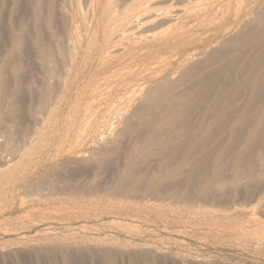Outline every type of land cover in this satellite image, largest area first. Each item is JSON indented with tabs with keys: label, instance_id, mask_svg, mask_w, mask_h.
I'll list each match as a JSON object with an SVG mask.
<instances>
[{
	"label": "rangeland",
	"instance_id": "374dc122",
	"mask_svg": "<svg viewBox=\"0 0 264 264\" xmlns=\"http://www.w3.org/2000/svg\"><path fill=\"white\" fill-rule=\"evenodd\" d=\"M9 1H6V4L10 8L6 7V5H5L6 10L4 9V11L6 12L9 8L10 10H8V11H9V13L11 11L12 16L15 13L16 16L25 17V19H26L25 31H26L28 36L31 32V26H29L30 21H28V20H30V19H28L29 12H28V14H26L28 17L25 16V13H27V11L30 10V9H28L29 6H31L29 8H32L33 6L39 5L43 2L41 5H39L43 9L42 10L43 14H41L42 17H40V18H42L41 20H44V21H41V24H40V29L43 30L42 32L40 30V33H41L40 39L42 41L41 43H43V41H45V44H47L48 41L51 43L50 40L54 41L56 39L59 42V44H57L58 42L56 43V41H55V43L57 44L56 45L52 41L51 45L53 46V48H52V46H51V48H52V51L54 53L53 59L58 61V62H56L57 63L56 64L57 70L55 69V71H58V72H56V75L59 78L56 77V79H58V82H59L58 84L62 85V75H61L62 74V70H61L62 68H60L59 66L63 67L64 63H62L63 65H58V64H60L59 61L64 62V60H65L64 51H67V49H69V47L71 46V44H70L71 42H68V40L70 39L68 37V35L70 36L71 32H68V31L69 30L73 31V29L75 27L76 28L79 27L78 24L83 25V23H85V19H83L84 22L82 19H80L81 16L87 17V14H88V12H86L87 9L82 8L85 6V5H83L85 3V1L83 3H81L82 0L81 1L80 0H74L70 3L71 0H68V2H66L67 0H65V1L64 0H46V2H44L43 0H31V1L25 0L24 3H26V4H24V3L21 4L20 0H18V2H15L17 0H15V1L9 0ZM12 1H13V3H12ZM32 1H34V2H32ZM49 1L51 2L52 7L55 6L54 12L56 15L53 12H50L51 6L49 4L50 3ZM120 1L121 2L116 0V6L119 3H121L119 5H122L123 0H120ZM146 1L148 2V0H138V1L136 0V3H134V6L142 5ZM75 2L78 3L79 6H81V5L82 6L80 8L77 4L75 6ZM176 2H181V4H184V5H186L185 2L192 3L191 1H188V0H182V1L174 0V3H176ZM227 2H229V3L226 4ZM10 3H11V5H10ZM14 3L17 7L18 6L20 7V8H17L18 10L17 9L14 10L15 8L13 9V7H16V6H12ZM17 3H20V4H17ZM44 3L47 4L46 7L48 8V10H46L47 8L44 7L45 6ZM245 3H246V0L245 1L244 0H213V4L216 6V11L213 9L209 13V16H208L209 20H207L206 22H199L197 25L203 31V32H198L196 35V42L199 43V47H196V46L188 47V49H190L192 51L198 50L197 52H199V54H197L196 57L192 55L194 58L192 59L191 64H189L188 67L185 66L186 68L184 70L182 69V73L180 76L174 75V77L172 76L173 78L169 77L168 80L161 82L162 80L157 78V76L159 77L160 74L163 72V69H164L163 67H165L166 63H168L169 57L168 58L162 57V56L158 57L157 62L159 64L156 63L157 65L156 64H155L156 66L153 65L150 69V77L157 78V79L153 80V82L149 85L150 87L148 86L146 88V90H144L143 92L136 93L137 95L135 94L136 97L134 98V103L132 105L134 107L133 108H132V106L130 107V109H132V110H134L135 107L136 108L138 107L137 110L138 111L140 110L141 113L135 109L134 112L136 114H138V116L135 113H134L135 115L132 113L130 115V114L125 112L124 114H126L127 116L129 115V117L132 116V118L131 119H129V117L125 118V117H123L124 116V114H123V115H121V117H123V119H121V117L119 116L120 118L114 119V120H117L116 123L114 120L112 121V122H114L113 123L114 125L117 126L119 124L120 126L118 125L117 127H119V128H116L113 125L112 127H114L115 130L117 129V132L114 130V128H110L112 131L110 130V132H108L109 134H107L110 136V133L112 134V132H113V135H111L112 137L110 136L111 143L109 144V146L112 145L111 146L112 148L108 147V145H107L105 148L106 153L104 152V154H101L103 156L106 154L107 156L105 155L104 157H102L100 155L101 156L100 157L99 155L96 154L97 160L102 159V158H103V160L97 161L96 156H95V159L93 158L94 157L93 156L92 158H89V159H90V161L94 160V162L93 161H91V162L86 161V160H88V158H82V160H84V162H82L80 160L81 158L80 159L74 158L78 154L81 155V153H82L80 151V149L78 148V149H75L68 154L67 153L61 154L56 158H52L53 161H52V159H50V161L46 165V168L49 167V171L50 170H51V172L53 171L56 174V176L60 175L59 177L65 176L64 178L60 179L57 176L59 181H53V179L56 177H54L55 175H53L54 174L53 172L51 174L48 171V172L44 173V175L42 176L45 178V180L43 179L44 180L43 181L42 179H39V177L41 178V174H43V171L45 172L48 170L46 168H43L41 170V174L38 175L39 177L38 176L33 177L34 180H32L33 182L31 183V186H32L31 188L36 187V185H37L36 189L38 190V189L42 188V191H44V193H45V190L50 185V182H52L51 185H56V184L58 185V183L60 181L63 182V183L60 182V184H64V181L66 184V181L69 180L71 184L77 183L79 185H82V186L84 185L87 188H90V194H87L84 198H82V200H78V199L76 200V199H71V198L70 199H64L65 197H57L59 199L63 198L64 200L61 203L53 201V203L52 202H39V204H38L36 200L34 202L32 199L33 196L31 194H33L32 192L34 190H32V191L28 190L27 193L26 192L22 193L21 197L16 196L17 199H16V197L13 198L12 202H10L11 201L10 200L9 201L10 204L8 205L9 206L8 210H7V206L3 204V203L8 204V201L0 203V264H264V132L262 130H260V131H262V132H260L261 135L258 133L259 136L257 134V136H255V138H254V139H256L257 137H259V139L258 140L256 139V141L253 139L254 142L252 141L253 144H251V146L250 145L248 146L247 144H249V143H247V142L245 143V146H248L247 148L243 147L240 144L239 146L242 147V148H240L242 150L239 151V147H237V145H238L237 141L238 142L240 141L241 138L239 139V136L240 135L242 136V134H240V135L236 134L238 136V138H237V136H235L236 138L234 136H232V137L227 136V135H229V134H227L228 133V130H227L228 125L226 123V122H228L227 116H230L229 118L234 119L236 117L235 115L237 113L234 112L233 113L234 115H233L230 112L234 111L235 109L232 111H229L230 114H227V115H225L226 117L224 116L222 118L224 120H225V118L227 119L226 121H223V125H220V126H218L219 124L216 125L215 120H218V119H217L215 112H213L214 109L212 108V105H211V103L214 105V103H213L214 98H213V93H212L214 91L209 90L210 91V93H209V91L207 89V88L214 89L213 85H215V86L218 85V82L221 85V83L224 81H225L224 83L226 84V82L229 83L230 80L234 81L237 79L238 80L241 79L240 76H238L236 74V72H237L236 69H239L246 62V59H243V56H245V52H246V48H244L243 46H246V45H244L245 43L242 41L243 36H244V32H243L244 31V29H243L244 25H243V23H241L239 25V22H240L239 20L242 17L241 13L245 7ZM66 4L69 5L68 6L69 11H71V10L75 11L76 16H77L78 12L82 13V11H84V13L86 15L84 13H82V14H80V17L75 18V17H73V16H75L74 13H73L74 14L73 15L72 12L68 11L69 14H67L68 12L66 11L67 10ZM72 4H74V5H72ZM130 4H133V1ZM147 4H149L148 6L151 7L154 5V2H151V3L148 2ZM22 5L28 6V7H26L28 10L23 6L24 7L23 10L24 11L26 10L25 12H23L22 7H21ZM71 5H72V8H74V6H75V9H76L78 6L79 9L73 10V9H71ZM189 6L192 7V4ZM44 8H46V9H44ZM64 9H66V10H64ZM19 10L21 11L22 14L20 13ZM46 11H47L48 15H46ZM17 12H19L20 14ZM51 13H53L55 16L53 14H52L53 17L51 15H49ZM6 14H7V12L5 13V15ZM44 14H45V16H43ZM43 17H45V19H43ZM50 18L52 20H54V19L55 20L51 22ZM75 19H79V21H77L78 22L77 24H76V22H73V23L71 22V21H74ZM45 21H46V26H45V24L43 25V23H42ZM49 22H51V24H49ZM69 22H71L72 24L71 23L69 24ZM151 23L157 24L158 29H160V30L168 29L170 26H172L174 28V33H175L174 36L176 38H179V39H181V37L185 36L186 34H192L193 33L192 32L193 26H190V25H184L181 28H176L177 18L173 17V16H168L166 21H158L157 20V21H152ZM42 26L43 27L45 26L44 27L45 29L42 28ZM54 26H55V28H54ZM0 27L3 29V30L1 29L2 31L7 30L6 29L7 27L4 24L0 25ZM27 27H28V29H27ZM46 27H47V30L49 32H51L50 34H49V32H46V34H45L44 30H46ZM51 28H53L55 30H53ZM239 30H241V31H239ZM55 34H56V37L54 36ZM3 35L5 38L7 36V33L3 32ZM49 35H51V36H49ZM48 36L50 37V39ZM45 37L46 38L48 37L49 40L48 39L42 40V38H45ZM51 37L53 39H51ZM65 37L68 39L65 40L66 39ZM237 37H239V38H237ZM7 39H8V37H6L4 40L1 39V43H3L2 40L6 41ZM234 40H235L236 44L233 43ZM7 41H9V40H7ZM236 41L237 42L239 41L238 45H237ZM230 43H232V44H230ZM130 44H128V45L131 47L133 46V48H136L139 50H141V48H143L145 51L143 54H140L139 56L136 57L137 61L141 60L146 53L151 52L154 49H158L159 47L164 46V43L159 41V39L158 40L156 39L153 41L149 40V41H147V44H145L142 47H140V44L136 43L135 41L130 42ZM229 44L232 46L231 50H227V46ZM61 45H64L66 47H63ZM168 45L174 46V41H171ZM26 46L27 45H25V47ZM29 46L30 45L28 43V48H29ZM54 46H55V48H54ZM129 46H127V47H129ZM235 46H238V47H235ZM127 47H126L125 51L122 52V54L128 55L129 54L128 52H130L132 50L131 48H127ZM233 48H236V49H234L235 51L232 50ZM220 49H222V50L224 49V50L222 51ZM228 49H229V47H228ZM30 50H32V47ZM219 50H220V52H219ZM126 51H127V53H125ZM186 51H187V49H184V50H182V53H185ZM56 52H57L56 56L58 57V59L55 56ZM62 55H64V56H62ZM107 55H111V54L107 53ZM192 56H188L189 59ZM62 57H64V60H62L63 59ZM199 58H202L203 60L199 61ZM230 60H231V63L228 64ZM164 62H165V65H163ZM207 62H211V64L207 65L206 64ZM160 67L162 68V71H161V69H159ZM36 69L34 68L32 70V68L29 66L28 68L25 69V71H23L24 72L23 73L24 79L26 81H29V83H30V78L28 80V76H27V75H29V76H31V80H35L33 82H35L37 85L35 83H32V81H31V85L22 90L21 96L22 95L23 96L21 97V99L23 98L24 101L27 100V102L32 101L33 103H37L34 101L38 100L39 97H42L43 100L42 99H40V100L45 101V99H48L46 93L48 91L50 92L52 90L50 94L55 95V93H56V97H57V93H58V95H59L58 97L61 100L62 95H60L61 92L59 93V91H61V89H59V88H62V86H59L57 84L56 86H58V87L55 86V88H54L53 87L54 85H52L50 82H52L53 84L57 83V82L55 80H53V81L44 80L43 75L41 74L43 72V70L41 71V69L38 68V69H40V71H41L40 72V71H35ZM27 70H29L30 72H27ZM234 71H236V72L234 73ZM38 72L40 73V75L33 76L35 73L39 74ZM212 72L215 73L214 81L215 80H216V82L218 81L217 83L213 82V78L212 79L210 78V82H208L209 76H207V75L212 73ZM167 73L170 74L171 73L170 70ZM59 74H60V76H58ZM231 75H234V76L232 77ZM235 75H236V77H235ZM39 76H41V77H39ZM175 76L177 78L180 77L182 79H180V78L177 79ZM40 78H42L43 80ZM206 78H207V80H206ZM211 80L213 82L212 83L213 85L211 84ZM157 82H159V84L161 83L163 86L161 84L159 86V84ZM177 82H179V83L181 82V83L179 84ZM41 83L43 84L42 87H41ZM38 84H40V85L38 86ZM157 84L159 87L158 86L156 87ZM45 85H47L49 87L52 86V87L50 89V88H47V86H45ZM177 85H179V86H177ZM39 87H41V89H43V88L45 89L44 92L46 95L43 94L44 92L41 89H40V91L42 93L39 90H37V89H39ZM81 88H82V86H80V88L76 92L81 94V93H83V90H84V92L88 90V88L86 89V86L85 87L83 86L82 89ZM157 88H159V89L161 88L160 89L161 92H159V90H157ZM25 89H27V91ZM29 89H30V91H31V89H33V91H31V92H33L34 96H31L32 93L30 94ZM180 89H182V91ZM205 89H207L208 92ZM35 90L38 91L37 93H40V95L42 94L46 97L39 96L37 94L36 98L38 97V99H34L35 93H36ZM148 90L150 91V93L152 92L151 94H153L154 92H158L156 94V96L153 94L155 97L153 96L149 99V101H152L153 103H151V102L146 103L148 101L144 100V98H146L145 95L146 94H147V96L149 95ZM203 90H205V93L207 95L212 93L211 94L212 96L211 97H209L210 95L207 96ZM166 91H168V92L164 93ZM175 91L177 92V94L175 93ZM179 91H181V92H179ZM28 92L30 95H28ZM52 92H55V93H52ZM171 92L173 94L175 93V95H173ZM159 94L162 95V97H165L168 94H170V96L168 95L169 98H168V96L165 98L166 99L172 98L173 100L172 101L166 100V99L165 100L169 101V102L171 101L172 103H174L175 101L176 102L174 104H171V103L169 104L168 102H166L167 106H165V104H166L164 102L165 100ZM171 94H172V97H171ZM176 95L180 96V98L179 97H176L179 99L173 98ZM203 95H204V97H203ZM205 95L207 98L205 97ZM140 96L141 97L145 96V97L140 98ZM26 97H28V98H26ZM157 97H159V98H157ZM208 97H209V99H208ZM29 98H31V101ZM79 98H81V97H77L76 99H74V101H72L73 100L72 99V100H70V102H68L69 107H71L70 116L72 118H74V115L77 113V111L79 109H82L85 105L87 106L88 104L91 103V101L86 99L85 96L80 99L82 102L78 101ZM146 99H148V98H146ZM137 100L140 102H142V100H144L145 102L143 101L144 103L143 102L140 103V102H137ZM162 100H164V101H162ZM41 101L38 100V103H40ZM76 101L80 102V103H78V104H80L79 105L80 107L78 106L77 103L75 104ZM158 101H161L162 103H159ZM27 102H24V104H23V101L21 100L22 106L16 108V114H17V111L20 112L19 114H21L20 115L21 117L19 118V120L17 118L16 121H18V122L15 123L16 126H14V125L11 126L12 128L13 127H16V128L15 129L13 128L14 130L11 128L12 131L9 133V135L14 133V131L17 130V127L19 125L21 126V124L26 125V128H25V126L23 127V125H22V127L19 126V128H21V131H18V130L16 131V132H21V134L20 133L18 134L15 132L16 136L14 133L9 138L8 132L11 130V129H9L10 127L7 128V126H3V125L1 126V124H0V129L3 127L5 129V130H2L3 132L0 133V135L2 133H4L1 136L5 135V136H3V138H2L3 140H1L2 143L0 145V154H2V157L4 156L2 159V157L0 155V157H1L0 162L2 161L1 163H3V161H5L6 154L8 155L7 158H9V152L14 149L13 145L16 144L17 142H19V139H16V138H19L20 135H22L21 138H23L24 136H26V134H25L26 132L24 133L25 129H27V128L29 129V127H30V129L32 128L31 125H33L32 124L33 122H31V125H30V121L32 120L31 117L29 116L30 114H29V112L27 113L26 106H25V108L23 106V105H27L28 104ZM257 102L258 101H253V104H251L252 101L250 102L249 106L250 105H253V106H250L248 108V110L250 111V109H251L252 111H250V113L246 114V117L244 118L246 120H244V121H249V123L252 121L254 125L259 124V125L254 126L251 122V124L254 126L255 129L258 128V132H259V128L264 127V125L263 126L260 125V123H261L260 120L263 119V121L261 120L262 124H263L264 118L262 116V114H263L262 111L259 109V106L257 107V105H259V104H257ZM25 103H27V104H25ZM136 104L140 105V106L145 104L149 108L148 107L146 108V106H141V107L135 106ZM235 104H237V102ZM81 105H82V107H81ZM150 105L151 106H153V105L157 106V107H154V106L153 107L155 109H157L156 111L159 113H152L151 111L154 112V110H153L154 108H152ZM77 106L79 108H77ZM171 106L173 108H170ZM176 106H178V107H176ZM241 106H242V104H241ZM254 106H256V107H254ZM139 107H140V109H139ZM143 107H144V109H141ZM167 107H169V108H167ZM180 107H181V109H180ZM236 107L237 106H235V108ZM151 108H152V110H151ZM209 108L211 110L213 109L212 112H209L210 111ZM238 108H239V106H238ZM238 108H236V110ZM19 109L23 110L24 112L20 111ZM129 110L127 112L131 111V110L130 111ZM206 110H207V112H206ZM257 110L258 111L260 110V111L258 112ZM65 111H66V108H65ZM143 111H145V112L147 111L146 115H148V113H150L148 115L150 118L152 116H153L152 118H155L157 116L158 118H162V119L159 120L157 118L154 120L155 121V123H154L153 119L149 120L150 118L146 117V115H144L145 112L143 113ZM162 111L166 112V113H161ZM181 112H184V113H181ZM251 112H253L252 113L253 117L251 118V116H252L251 115V116H249L251 118V120H247L248 119L247 116L250 115ZM254 112H256V113L254 114ZM22 113H24V114H22ZM179 113L183 114V117L181 119L178 118L180 116ZM258 113H260V114H258ZM154 114H155V116H154ZM178 114H179V116H178ZM256 114H257V117H256ZM142 115L144 117L148 118L147 120H146V118L144 119V121L146 120L147 122L146 121L144 122L143 120L141 121L140 118L137 119L138 122L136 121V117H139ZM205 115H206V117H205ZM211 115H213V116L211 117ZM258 115H259V117H258ZM22 116L24 117L23 119H22ZM76 116L77 115H75V117ZM168 116L169 117L171 116V117L169 118ZM26 117H29V119H27ZM65 117H67L66 114H64V117L62 118V120H65ZM71 117L67 118V120L68 121L72 120ZM255 118H256V121H255ZM222 119H220V121ZM139 120L144 126L141 125ZM180 120H182L183 122ZM86 121H87V118H86ZM123 121H124V123H123ZM132 121H134V122H132ZM148 121L149 122L153 121L152 123L156 127L157 126H159V127L155 128L154 125L151 124L155 128V129H153L152 126L151 127L149 126L150 123H148ZM166 121L167 122L169 121V123H167ZM220 121L218 123H220ZM20 122H22V123L20 124ZM156 122H158L161 126ZM161 122L166 123L167 125L166 124L163 125V123L161 124ZM208 122L210 123L209 124L210 126L208 125ZM257 122H259V123H257ZM5 123L3 122V124H5ZM120 123L122 124V126ZM136 123H139L140 126L141 127L143 126L144 128L137 126L138 124H136ZM221 123H222V121H221ZM126 124L129 127H126ZM172 124H174V125H172ZM185 124L187 125V128H183L186 126ZM201 124H203V126L205 124V127H202ZM206 124H207V127L209 129H207V132L204 133L202 131H206L205 130L207 128ZM224 124L226 127L224 126ZM145 125H148L150 127L149 128L150 130H152V129L156 130L157 129L156 132L158 131V129L163 130V129L167 128V131L170 134H168V136H166L165 133H168L167 131L159 130L160 132L158 131L157 132L158 134L156 133L158 136L156 134H155L156 136H154V133H153L154 131L153 130H152V132L146 131L149 129H146L148 126H145ZM179 125L182 127H180ZM252 125L250 127H252ZM162 126H164V127H162ZM138 127H140V128H138ZM160 127H162V128H160ZM22 128H25V129L23 130ZM125 128L126 129L132 128V129H129V130L127 129L128 131H126ZM182 128H183V130L187 129V130H184V132H183L184 135L182 133L178 132V131H180V129L182 130ZM120 129L121 130L124 129L126 135H127V133H130V132H132V133L129 134V136L128 135L126 136V135H123L124 132H122ZM168 129L171 130V132ZM177 129H179V130H177ZM217 129H218V131H217ZM219 129H221L223 131V133H221V130H219ZM262 129L264 130V128H262ZM118 130H120V132ZM118 132L119 133L122 132L121 133L122 136H121V134H118ZM145 132L147 133L146 136H149V137L153 133L152 134L153 135V137H152L153 141L156 139H159V140H157L158 144L155 142L156 145H158V146L162 145V147H163V143H164V145L166 144L163 149H161L162 147L159 148V149H161V150H159V153H158V147L155 146V143L153 141H152V143H149L151 141H150V139H148V137H147V139H145L146 138L144 136ZM163 132H165V133H163ZM162 133L164 135H162ZM107 135L105 137L107 139H110V138H108L109 136H107ZM161 135H162V137H161ZM12 136H14V138L17 140L14 142V144H13V140H15V139L12 140L11 139ZM116 136H118V137H116ZM159 136L163 139H161ZM164 136H166V138ZM172 136L174 138H172ZM4 137L6 138V142H3L5 140ZM143 137H145L144 140H143ZM201 137H202V140H200ZM227 137L231 138V140H233L232 138H234L235 141H232L233 144H231V145L236 144V146L234 145V148L236 147L237 150L235 148V151H234V148L232 147L233 148L232 149L230 147L229 149L232 151L231 152L227 148L228 146L227 147L224 146L227 144V141H228ZM116 138H119V139H116ZM170 138H172V139L169 140ZM10 140H12V143L8 142ZM117 140H119L118 143H115ZM147 140H149V141H147ZM161 140H164V141H161ZM166 140L169 142L167 143ZM176 141H179V142H176ZM143 142L144 143L146 142V143L143 144ZM160 142L161 143L163 142V143L159 144ZM6 143L10 144V146L9 145L7 146ZM175 143L177 144V146ZM4 144H5V147H3ZM151 144H153V145H151ZM113 145L118 146V148L116 149V147L115 146L113 147ZM146 145H148V146H146ZM173 145H175V146H173ZM152 146H153V148L156 149L157 153H155V151H153L155 149L152 150ZM146 147H149L150 148V149L148 148V151H150L149 153H151V150H152L153 154L146 156L145 154H149L148 151L146 150L147 149ZM133 148H135V149H133ZM170 148H172V149H170ZM224 148H226V149H224ZM243 148H245V150H247L249 152H246ZM223 149L226 150V152ZM220 150H221V153L223 155H221ZM140 151H142L143 153ZM237 151H239L243 154L242 157L244 156V158L241 157V159H240L241 154L239 155V157L237 156L240 161L237 159L236 156H234L237 153ZM242 151L243 152L245 151V153H243ZM128 152H130V153H128ZM144 152H146V153H144ZM232 153H234V155ZM127 154H131V155L134 154V155L131 157ZM165 154H166V156H165ZM216 155H219V156L216 157ZM232 155L234 156V158H232ZM236 155H238V154H236ZM64 156H65V158H64ZM248 156H250V157H248ZM130 157H131V159H130ZM133 157H135V158H133ZM220 157H221V159H219ZM62 158H63V160H65V162L62 160ZM70 158L71 159L74 158V159H76V161H74V159L71 160ZM128 158L130 160H128ZM217 158H218V160H220V163L217 161ZM58 159H60L61 161H59ZM125 159H127L128 161ZM133 160L136 161L135 166L133 165L134 164L133 162H135ZM202 160L205 161L204 164H203L204 161L200 162ZM130 161H132V162H130ZM197 161H198V165L203 164L202 166H206V167H203L206 172L204 171V169L203 170H202V168L200 169V167H202V166H198L199 168L197 166H195V163H197ZM206 161H207V163H206ZM216 161H217V163H216ZM98 162H99V164H98ZM123 162H124V164H123ZM80 163H81V165H80ZM94 163L98 164V165H95ZM129 163H130V165H131V163H133V164L131 166H129ZM61 164H63V166H65V168H67V165L69 164L70 167H72V168L68 167L70 169V171L68 168H67V170H64L65 168L62 167ZM126 164L128 166H126ZM49 165L50 166L53 165L52 167L54 168L55 171L52 170V168ZM55 165H57L56 168H55ZM71 165H74V168ZM81 167H84V168H81ZM122 167L125 169H123ZM127 167L129 169H130V167H132V169L130 171H133V169H134L133 172L138 174V175L140 174V178L138 177V175L137 176L134 175V177L135 176L136 177L132 178L131 175L134 174L133 172H130V173H132L131 175H129L130 174L129 173V174H126L123 176L122 174H125V172L126 173L129 172L127 170L128 169ZM164 167L167 169H165ZM79 168H80V170L82 169L81 172H80ZM118 169H119V172L116 171ZM199 170H202V171L198 172ZM56 171H63L64 173L60 172L57 174ZM203 171L205 174L202 173ZM120 172H124V173H120ZM165 172H166L167 176L164 175ZM66 173L68 174V177H67ZM152 174H153V176H155L156 181L154 178L151 177ZM45 175H47L48 177ZM49 175H52L53 179ZM121 175L123 178L127 177L126 179H128V180L123 179V181L125 180L123 183L121 181V179H119L121 177ZM127 175L131 176L130 177L131 179L128 178ZM146 175H148V176L150 175V177H148ZM142 176H144V178ZM49 179L50 180L52 179V181H50ZM115 179H119L121 182L119 180H117L118 181L117 182ZM137 179H139V180H137ZM38 180H39V182H40V180H42L41 182H45V183L47 181L48 182L46 184L45 183L41 184V182L39 183ZM54 180H56V179H54ZM132 180H134V181H132ZM143 180L145 182L141 183V182H143ZM112 181H115V182H113V184H112ZM126 181H127V184L131 182L132 186L134 184L133 187H135V188L133 189V187L130 184H128L131 186L129 188L128 185L126 184ZM147 181L150 184L149 183L147 184L146 183ZM152 181H154V183ZM53 182H54V184H53ZM55 182H58V183H55ZM119 183L121 185H124V186L127 185L125 188H127V187L128 188L126 189L127 191H125L123 189L124 188V186H123L122 189L124 191L122 192L120 197L115 198V197L111 196V193H110L111 189L110 188L115 187L117 184L119 185ZM60 184L58 186L62 187L63 185H60ZM65 184L63 187H65L69 183L66 185ZM146 184H147V186H146ZM42 185L43 186L46 185V186L42 187ZM153 185H155V188H153ZM38 186H40V188H38ZM237 186H238V189L241 187L240 188L241 191L237 189ZM262 186H263V189H262ZM45 187H47V188L44 190ZM36 189H35L34 193L38 194V191ZM39 191H40L39 193H41V189ZM230 191H232V192H230ZM243 191H244V193H243ZM29 192H31V193H29ZM28 193L32 197L29 196ZM124 194L126 196H124ZM229 194H232V195H229ZM247 195H249V196H247ZM228 196L229 197L231 196V198L229 199ZM18 197H20V198L23 197L22 203L20 201L21 199ZM24 198H26V201ZM14 199H16V200L14 201ZM34 204L37 205V207ZM82 204L83 205L86 204V205H88V207L86 205L83 206ZM11 205H12V207H11V209H9ZM78 205H80V206H78ZM90 205H91V207H90ZM47 206H49V207H47ZM54 206H56V207H54ZM112 206H114V207H112ZM42 208H44V209H42ZM70 208L72 211L69 210ZM3 209H6V210H3ZM46 209L49 210V212L51 210V212L49 213L48 211H46ZM101 209H104V210L102 211ZM111 209H113V210H111ZM2 210L5 212H2ZM66 210L69 211L70 213H68ZM119 210H121V211L118 212ZM242 210H243V212H242ZM106 211H108V212H106ZM52 212H54V214ZM115 212H116V214H115ZM40 213H43V214L40 215ZM244 213H245V215H244ZM78 214H80V215L78 216ZM44 216H46V217H44ZM47 216H48V218H47ZM247 216H248V218H247ZM41 217H43V218H41ZM231 217H232V219H231ZM251 221L254 223L253 224L249 223ZM229 222H233V223H229ZM212 224H214V226ZM41 248H42V250H41ZM22 249H23V252H22ZM131 250H133V251H131ZM142 250L143 251L147 250V252H143ZM3 251H5V252H3ZM32 251H33V253H32ZM36 251H37V253H36ZM74 251H76V254L74 253ZM119 251H121V253ZM108 252L112 253V255H110ZM54 253H58V254L56 255ZM150 253H152L153 255ZM36 254H37V256H36ZM114 254L116 257L114 256ZM135 254H137V256ZM52 255H53V257H52ZM100 256H102V257H100ZM140 257H141V259H140ZM159 258H161V259H159ZM178 258H180V259H178Z\"/></svg>",
	"mask_w": 264,
	"mask_h": 264
},
{
	"label": "bare ground",
	"instance_id": "6f19581e",
	"mask_svg": "<svg viewBox=\"0 0 264 264\" xmlns=\"http://www.w3.org/2000/svg\"><path fill=\"white\" fill-rule=\"evenodd\" d=\"M6 1H9V0H0V25L4 24L7 27V28L5 27L7 29V30L5 29L6 31H2L3 30L1 28L2 26L0 27V30L2 29L0 31L1 32L0 33V44H1L0 45V124H1V126L2 125L3 126H7V128L10 127L9 129H11L12 128L11 126H13V125L16 126L15 123L18 122V121H16L17 118L19 120V118L21 117L20 116L21 114H19L20 112L17 111V114H16V108L22 106L21 100L23 101V104H24V102H27L26 99H25L26 101H24L23 98L21 99V97L23 96V95L21 96L22 90L24 88L29 87L31 85V81H32V83H35V82H33L35 80H31V76H29V75H27V76H28V80L30 78V83H29V81H26L24 79V76H23L24 72L23 71H25L26 68H28L30 66L32 68V70L34 68L36 69L37 67L40 68L41 71L43 70V72L41 74L43 75L44 80H46V81L55 80L57 82V83H54V84L52 82H50L52 85H54L53 86L54 88L59 82H58V79H56V77H57L56 72H58V71H55L56 64H57L56 62H58V61L53 59V54L54 53L52 51L53 46L51 45L53 40H50L51 43L48 41V43L46 42L47 44H45V41H43V43H41L42 41L40 39V35H41L40 30H41V32L43 31L42 29H40V24H41V21H44V20H41L42 18H40V17H42L41 14H43V11H42L43 9L39 5H41L43 2L41 4H39V5L33 6L32 8H29L31 6H29V7L28 6H24V5L21 6L22 10L24 9V7L25 8L28 7V9H30L29 11H27V13H25V16H27L26 14H28V12H29V15H28L29 17L28 16L27 17H28V19H30L28 21H30L29 22L30 23L29 26H31V32H30V34L28 36L26 31H25V28H26V19H25V17L16 16L15 13H14L15 16L14 15L12 16L11 15V11H10V13L8 11V10H10L9 9L10 7L7 6ZM22 1L20 0L21 4L25 2V0H22ZM43 1L46 2V0H43ZM72 1H74V0H71L70 3ZM84 1H85V3L83 5H85L86 7L84 6L82 8L83 9L84 8L87 9V11L85 10L86 12H88L87 17L85 16L86 18L84 16H83L84 18L82 16L80 17V14L84 13V11H82V13L78 12L79 14L77 13V16L75 14V11H72V10L69 11L68 10L69 9V7H68L69 5L68 4H66L67 5L66 6L67 10L64 9L67 12L68 11L72 12V14L74 13L75 16H73V17H75V18L76 17L77 18L80 17V19H82V20L85 19V23H83V25L78 24L79 27H77V28L75 27L74 29L72 28L73 31H70V30L68 31L67 30L68 32H71L70 36L67 34L68 37L71 39V40L69 39L70 41L68 40V42H71L70 43L71 46L69 47V49H67V51H64L65 60H64V57H62L63 59L61 58L62 60H64V62L59 61L60 64H58V65H63L62 63H64L63 67L59 66L60 68H62L61 69L62 70V74H61L62 75V85L58 84L59 86H62V88H59V89H61V91H59V93L61 92L60 95H62L61 96L62 97L61 100L58 97L59 96L58 93H57V97L58 98L56 97V93L55 92H52V93H55V95L54 94H50L52 90L50 92L48 91L46 93L48 99H45V101H41L40 100V99H42V97H39V99H38V97L36 98L37 94L39 96L46 97V96H44V95H46L45 92H44L45 89L44 88L41 89V87L43 85L41 83V87H39V89H37V90L40 91V89H41L44 92L43 93L44 95H42V94L40 95V93H37L38 91L35 90V92H36V93L34 92L35 93V98L33 97L34 99H38L41 102L38 103V100L34 101L32 99L34 102H37L38 104L37 103H33L31 101V98H32L31 97V98H29L31 102H27L28 104L25 103L27 105H23L24 108L26 106L27 113L29 112V114H30L29 116L32 119L30 121V125H31V122H33L32 123L33 125H31L32 128L30 129V127H29V129L27 128L28 129L27 130V129H25L26 125H23V124H21L22 122H20V124H21V126L19 125L20 127H22V125H23V127L25 126V128H22V129L23 130L25 129L24 133L26 132L25 133L26 136H24L23 138H21L22 135H20V137L18 136L19 138H16V139H19V142H17L16 144H14V142L17 141V140L14 138V136H12L11 139L12 140L15 139V140H13V144H14L13 148L14 149L9 152V158H7L8 155L6 154L5 161H3V163H1L2 161L0 162L1 163L0 164V203L8 201V204L3 203L4 205L7 206V210H8V207H9L8 205L10 204V202H12L13 198H15L16 196H20L21 197L22 193H24V192L27 193L28 190L29 191L34 190L32 192L33 194H31L33 197L29 194L31 192H29L28 194H29V196L32 197L33 201L35 202V200H36L38 204H39V202H52L53 203V201L61 203L64 199H70V198L71 199H76V200L77 199L78 200H82V198H84L87 194H90V188H87L84 185L83 186L79 185L76 182H75L76 184H71L69 180H68L69 182L66 181V184L69 183L68 185H66L65 181H64V184L67 187L66 186L63 187L64 184H60L61 181L59 183L58 182H55V183H58V185L59 184L63 185L62 187L61 186L59 187L57 184H56L57 186L56 185H51L52 182H50V185L49 186L47 185L48 188L47 187L44 188V190L47 188L45 190V193H44V191H42V188H40V186H38V188L41 189V193H39L40 189H38V190L36 189L37 185H36V187L31 188L32 187L31 183L33 182L32 180H34L33 177L40 175L41 174V170L43 168H46V165L50 161V159L56 158V157H58L61 154H66V153L68 154V153L72 152L73 150L79 148L80 151L83 154L81 153V155L78 154L79 156L77 155L76 157H74V156L73 157L76 158V159H80L81 158L80 160L82 162H84V160H82V158H88V160H86V161H90L89 158H92L93 156H94L93 157L94 159H95V156H96V160H97V155L100 156L101 154H104V152L106 151L105 148H106L107 145H108V147L112 148L111 147L112 145L109 146V144L111 143L110 136L113 135V132H112V134L110 133V136L107 135V134H109L108 132H110V130H111L110 128H114V127L119 128V127H117L119 124L116 126V125L113 124L114 122H112V121L114 119H116V118L117 119L120 118L121 115H123L125 112L130 114V115H131V113L134 114L135 113L134 110L135 109L137 110L138 107L137 108L135 107L134 110L130 109V107L134 103V98L136 97L135 94L138 93V92H143L144 90H146V88L153 82V80H156L157 78H159L160 80H162L161 82H163V81L168 80L169 77L173 78L174 75H176V76H180L181 75L182 69L184 70L186 68L185 66L188 67L189 64H191V61L194 58L193 56L196 57V55L199 54V52H197L198 50L192 51V50L188 49V47H190V46L199 47V43L196 42V35H197L198 32H203V31L201 30V28H199L197 26L198 23L199 22H206L207 20H209L208 19L209 13L213 9L216 11V6L213 4V0H188V1H191L192 3L185 2L186 5L181 4V2L174 3V0H148L149 3L154 2V5L151 6V7L148 6L149 4H147L148 3L147 1L145 3H143L142 5L134 6V3H136V0H123L122 5H119V4H121V3H119L118 4L119 6L118 5L116 6V0H82L81 3H83ZM118 1L121 2L120 0H118ZM132 1H133V4H130ZM178 1H182V0H178ZM15 2H18V0L15 1ZM32 2H34V1H32ZM66 2H68V0ZM76 2H75V6H76V4L78 5V3H76ZM12 3H13V1H12ZM20 3H17V4H20ZM228 3L229 2H227L226 4H228ZM24 4H26V3H24ZM49 4L51 6V11L50 12H53L55 14V12H54V9H55L54 7L55 6L53 5L54 7H52L51 2ZM191 4H192V7L189 6ZM5 5H6V7H9L8 10L6 11L7 12L6 15H5L6 12L4 11ZM10 5H11V3H10ZM46 5L47 4H45L44 7H46ZM72 5H74V4H72ZM72 5H71V9H73V10H77V9H79L82 6V5L81 6L78 5L79 8L77 6V8L75 9V6H74V8H72ZM12 6H16L15 3ZM17 8H20V7L19 6L18 7L17 6L13 7L14 10H16ZM46 8H44V9H46ZM46 10H48V8ZM25 11L23 10V12H25ZM69 12L67 14H69ZM17 13H19V12H17ZM20 13H21V11H20ZM53 13H51L49 15H51L53 17V15H54ZM46 15H48L47 11H46ZM241 15H242V17L239 20L240 21L239 25L241 23H243V25H244V28L242 26L241 27L244 29V31H243L244 32V36H243V40L242 41L245 43L244 45H246V46H243L244 48H246V52H245V56H243V59H246V62L239 69H236L237 72L234 71V73L236 72V74L238 76H240L241 79L240 80L237 79V80H234V81L230 80L229 83L226 82V84L224 83L225 81L222 82V83L220 82L221 85L217 81L218 85L215 86V85L212 84L213 82H216V80L214 81L215 73L212 72V73L208 74L207 76H209L208 82H210V78L211 79L213 78V82L211 80V84L214 86V89L207 88L209 85L206 87L208 89V91L209 90L210 91H212V90L214 91V92H212L213 93V98H214L213 99L214 105L212 103H211V105H212V108L214 109V110L213 109L212 110H213V112H215V114L217 116V119L219 121H220V119H222L227 114H230V113L233 114L234 112L237 113V114L235 113L236 117L234 119L229 118L230 116H227L229 123L228 122H226V123L228 125V127H227L228 128L227 129L228 130L227 134H229V135H227L228 137H232V136L235 137L237 135L242 134V136L241 135L239 136V139L241 138L240 141H239L240 143L237 141L238 139L236 140L237 143H238L237 147H239V151L242 150V149H240V148H242L241 146H239L240 144L243 147L247 148L249 145L251 146V144H253V142H254L253 139L255 138V136H257L258 133L260 134V132H262V131L264 132V130L262 129L264 127H262V128L260 127L259 128V132H258V128H256V129L254 128V126L259 125V124L254 125L253 122L251 121L252 124L254 125L253 126L251 124V122L249 123V121H244V120H246V119H244L246 117V114L250 113V111H252L251 109H250V111L248 110V108L250 106H253V105L249 106L251 101H252L251 104H253V101H258L257 104H259V105H257V104L256 105H257V107L259 106V109L263 113V114L262 113L261 114H262V116L264 118V0H246L245 7L242 10ZM43 16H45V14ZM168 16H173V17L177 18L176 28H181L184 25L193 26L192 27V29H193L192 32L193 33L192 34H186L185 36H182L181 39H179V38H176L174 36L175 33H174V28L172 26H170L168 29L160 30V29H158L157 24H152L151 23L152 21H157V20L158 21H166ZM43 19H45V17H43ZM50 20L52 22L55 19L52 20L50 18ZM77 21H79V19H75L74 21H71V22L72 23L76 22V24H77L78 23ZM51 22H49V24H51ZM71 22H69V24ZM83 22H84V20H83ZM42 23H43V25L45 24V26H46V21L42 22ZM44 27L42 26V28H44ZM54 28H55V26H54ZM27 29H28V27H27ZM51 29H53V28H51ZM53 30H55V29H53ZM44 31H45V34H46V32H49L47 30V27H46V30H44ZM239 31H241V30H239ZM3 32L7 33L6 37H8L7 40H9V41H7V40L3 41L6 38V37L4 38ZM50 33L51 32H49V34ZM49 36H51V35H49ZM54 36L56 37V34ZM48 37L47 38L46 37L42 38V40L43 39H48ZM237 38H239V37H237ZM1 39H3L2 40L3 43H1ZM49 39H50V37H49ZM51 39H53V38L51 37ZM67 39L68 38H66L65 40H67ZM156 39L157 40L159 39V41L163 42L164 46L159 47L158 49H154L153 51L146 53L141 60L137 61L136 57L139 56L140 54H143L145 52L144 49L141 48V50H139V49L133 48V46L132 47L129 46L128 44H130V42H132V41H135L136 43L140 44V47H142L145 44H147V41H149V40L153 41V40H156ZM55 41H56V43L58 42L57 39H56V40L53 41V43H55ZM171 41H174V46L168 45ZM28 43L30 45L29 48H28ZM233 43L236 44L235 40H234ZM238 43H239V41L237 42V45H238ZM57 44H59V42ZM230 44H232V43H230ZM230 44L228 46L226 45L227 46V50H231L232 46ZM25 45H27V46L25 47ZM51 46H52V48H51ZM61 46L66 47L64 45H61ZM127 46H129V47H127ZM31 47H32V50H30ZM126 47L132 49L130 52H128L129 53L128 55L122 54V52L125 51ZM228 47H229V49H228ZM235 47H238V46H235ZM54 48H55V46H54ZM184 49H187V51L185 53H182V50H184ZM234 49H236V48H233L232 50H234ZM220 50H222V49H220ZM220 50H219V52H220ZM107 53H110L111 55H107ZM125 53H127V51ZM56 55H57V52H56L55 56ZM62 56H64V55H62ZM159 56L167 57V58L169 57V61H168V63H166V65H165V62H164L163 65H165V67H163L164 68L163 72L161 74L159 73L160 76L159 77L157 76V78H152V77H150V69H151V67L153 65L154 66L157 65L156 63H158L157 60H158ZM188 56H192V57L189 59ZM57 59H58V57H57ZM200 60H203V59L199 58V61ZM230 63H231V60L229 61L228 64H230ZM206 64L210 65L211 62H207ZM37 69L35 71H40V69H38V70ZM159 69H161V71H162L161 67ZM169 70L171 72L170 74L167 73ZM27 72H30V71L27 70ZM37 75H40V73L39 74L35 73L33 76H37ZM41 76H39V77H41ZM58 76H60V74ZM231 76L233 77L234 75H231ZM235 77H236V75H235ZM57 78H59V77H57ZM179 78H177V79H179ZM40 79H42V78H40ZM180 79H182V78H180ZM206 80H207V78H206ZM157 83L159 84V82H157ZM177 83H179V82H177ZM158 84L156 85V87L158 86ZM160 84H159V86H160ZM39 85L40 84H38V86ZM45 86H47V85H45ZM80 86H82V88H83V86L84 87L86 86V89L88 88V90L85 91V92L83 90V93H81V94L77 93L76 91L80 88ZM177 86H179V85H177ZM51 87L52 86H50V87L47 86V88H50V89H51ZM56 87H58V86H56ZM160 89L157 88V90H159V92H161ZM207 89H205V90L207 91ZM25 90L27 91V89H25ZM180 90L182 91V89H180ZM205 90H203L204 93H205ZM31 91H33V89H31ZM31 91L29 89L30 94L32 93L31 96H34L33 92H31ZM181 91H179V92H181ZM210 91H209V93H210ZM29 92H28V95H30ZM148 92H149V95H148L149 97L146 94L145 96L148 99L144 98V100L148 101L146 103H150V102L153 103L152 101H149V99L151 97H153L154 95L156 96V94L158 92H154L153 93L154 95L151 94L152 92L150 93L149 90H148ZM167 92L168 91H166L164 93H167ZM175 93L177 94L176 91H175ZM175 93L174 94L172 93V94L175 95ZM172 94H171V97H172ZM211 94H209L210 96L207 95V94L206 95L211 97L212 96ZM168 95L170 96V94H168ZM206 95H205V97H206ZM84 96H85L86 99L90 100L91 103L88 104L87 106L85 105L82 109H79L77 111V113L75 112L76 113L75 115H77L76 117L72 113L74 115V118H72L70 116L71 107H69V105H68L69 103L68 102H70V100H72V99H73L72 101H74V99H76L77 97L83 98ZM145 96H142V97H145ZM160 96L162 97V95H160ZM167 96H165V97H167ZM169 96H168V98H169ZM142 97L140 96V98H142ZM159 97H157V98H159ZM165 97H162V98H164V100H165L166 99ZM176 97L180 98V96H177V95L174 96L173 98H176ZM203 97H204V95H203ZM209 97H208V99H209ZM26 98H28V97H26ZM81 98H79L78 101L82 102L80 100ZM179 98H176V99H179ZM144 100H142V102ZM164 100H162V101H164ZM166 100H171L172 101L173 99L171 98V99H166ZM166 100L164 102L165 103L168 102L169 104L170 103L174 104L176 102L175 101L174 103H172L171 101L169 102V101H166ZM80 102L76 101L75 104L76 103L78 104ZM137 102H140V101L137 100ZM142 102H140V103H142ZM158 102L162 103L161 101H158ZM236 102H237V104H235ZM145 104L141 105V106H146V108H147L148 106L145 105ZM241 104H242V106H241ZM79 105L80 104H78V106ZM78 106H77V108L80 107V106L79 107ZM135 106H140V105L136 104ZM153 106H151V107L152 108L157 107V106H154V107ZM165 106H167V103L165 104ZM235 106H237L236 108H238V106H239V108L236 110ZM81 107H82V105H81ZM133 107L134 106H132V108ZM140 107H139V109H140ZM176 107H178V106H176ZM254 107H256V106H254ZM65 108H66V111H65ZM152 108H151V110H152ZM167 108H169V107H167ZM170 108H173V107L171 106ZM141 109H144V107L141 108ZM180 109H181V107H180ZM19 110L23 111L21 109H19ZM128 110L130 112H127ZM153 110H154V112L151 111L152 113H159V112L156 111L157 109L154 108ZM212 110L210 109L209 112H212ZM232 110H234V111H232ZM229 111H232V112L229 113ZM138 112H140V110ZM144 112L145 111H143V113ZM146 112H145L144 115H146ZM206 112H207V110H206ZM256 112H254V114ZM161 113H166V112L162 111ZM181 113H184V112H181ZM252 113L253 112H251V114L247 116L248 117L247 120H251V118L253 117ZM22 114H24V113H22ZM64 114H66L67 117H65V120H62V118L64 117ZM149 114L150 113H148V115ZM179 114H178V116H179ZM258 114H260V113H258ZM125 115L126 114H124L123 117H125V118L129 117V115L128 116L127 115L125 116ZM136 115L138 116V114H136ZM148 115H146V117L150 118ZM213 115H211V117ZM154 116H155V114H154ZM249 116H251V118ZM69 117H71L72 120L68 121L67 118H69ZM123 117H121V119H123ZM146 117H144L143 115L139 116V117H136V121L138 122V120H137L138 118H140L141 121L142 120L144 121V119ZM152 117L149 120L153 119V121H154L155 119L158 118L157 116L155 118H152ZM182 117H183V114H180V116L178 118L181 119ZM205 117H206V115H205ZM256 117H257V114H256ZM258 117H259V115H258ZM23 118L24 117L22 116V119ZM26 118L29 119V117H26ZM86 118H87V121H86ZM131 118H132V116L129 117V119H131ZM148 118H146V120ZM158 119L160 120L162 118H158ZM218 120H215L216 123L214 121L213 122L216 125L219 124L218 126H220V125H223V121H226L227 119L226 118H225V120L222 119L221 120L222 123H221V121H220V123H218L219 122ZM261 120L263 121V119H261ZM261 120H260V122H261L260 125L263 126L264 123L262 124ZM114 121L116 123L117 120H114ZM180 121H182V120H180ZM255 121H256V118H255ZM3 122L4 123L6 122V123L3 124ZM132 122H134V121H132ZM139 122H140V120H139ZM152 122L148 121V123H150V125H149L150 127L152 126L151 124H153ZM123 123H124V121H123ZM154 123H155V121H154ZM156 123H158V122H156ZM162 123L163 122H161V124ZM167 123H169V121ZM257 123H259V122H257ZM136 124H138L137 126H140L139 123H136ZM164 124H166V123H163V125ZM209 124L210 123L208 122V125ZM250 124L252 125V127H250L251 126ZM113 125H114V127H112ZM141 125H143V124L141 123ZM172 125H174V124H172ZM19 126L17 127V130L21 131V128H19ZM121 126H122V124H121ZM145 126H148V125H145ZM149 126L146 129H149L150 128ZM201 126L205 127V124H204V126H203V124H201ZM224 126H225V124H224ZM126 127H129V126H127V124H126ZM140 127H138V128H140ZM154 127L157 128L159 126L156 127L154 125ZM154 127H153V129H155ZM162 127H164V126H162ZM162 127H160V128H162ZM180 127H182V126H180ZM206 127H207V124H206ZM13 128L15 129L16 127H13ZM183 128H187V125L185 127H183ZM183 128H182V130L180 129V131H178V132H180V133H182L184 135L183 132H184V130H187V129L183 130ZM12 129L9 132L7 131L9 138L11 137L12 134H14L17 131L16 130V131H14V133L9 135V133L12 131ZM127 129L129 130V129H132V128H127ZM127 129L125 128L126 131H128ZM207 129H209V128L207 127L205 129L206 131H202V132H204V133L207 132ZM0 130H1L0 131V133H1V132H3L2 130H5V129L3 127ZM114 130H115V128H114ZM120 130H118V131L120 132ZM123 130H121L122 132H124L123 135H126L125 134V130L124 131ZM152 130L149 129V130H146V131H148V132L151 131L152 132ZM156 130H153L154 131L153 132L154 136H156L158 134L157 132L159 130H162V129H158L157 132H156ZM163 130L167 131V128H165ZM177 130H179V129H177ZM219 130H221V129H219ZM260 130H262V131H260ZM115 131L117 132V129ZM169 131L171 132V130H169ZM217 131H218V129H217ZM119 132H118V134L122 133V132L121 133H119ZM16 133H18V134L20 133L21 134V132H16ZM16 133H15V136H16ZM131 133L132 132L127 133V135L129 136V134H131ZM163 133H165V132H163ZM163 133H162V135H164ZM221 133H223L222 130H221ZM2 134H4V133H2ZM152 134L149 137V136H146L147 133L145 132L144 136L146 138L143 137V140H144V138L147 139V137H148V139H150V141H151L149 143H152V141H153L152 140L153 139L152 138L153 137ZM168 134H170V133L169 132L165 133L166 136H168ZM259 134H258V136H259ZM1 135H0V145L2 143L1 140H3L2 139L3 136H5V135H3V136H1ZM106 135L109 136L108 138H110V139H107L105 137ZM162 135H161V137H162ZM118 136H116V137H118ZM121 136H122V134H121ZM166 136H164V137L166 138ZM173 136H172V138L175 137V136L174 137ZM172 138H170L169 140H171ZM237 138H238V136H237ZM4 139L5 140L3 142H6V138L5 137H4ZM116 139H119V138H116ZM161 139H163V138H161ZM232 139L233 140H231V138H228L227 144L224 145L226 147L228 146L227 147L228 149L230 147L234 148V145L236 146V144L231 145V144H233L232 141H235L234 138H232ZM256 139L258 140L259 137H257ZM256 139H254V140L256 141ZM12 140H10L8 142L12 143ZM157 140H159V139H156L153 142L157 143ZM164 140H161V141H164ZM200 140H202V137H201ZM118 141L119 140H117L115 143H118ZM147 141H149V140H147ZM168 142L169 141H167V143ZM176 142H179V141H176ZM246 142L249 143V144H247L248 146H245ZM145 143L143 142V144H145ZM156 143H155V146L158 147V153H159V150L163 149L166 144L164 145V143L162 142L163 143V147H162V145L158 146V145H156ZM162 143L160 142L159 144H162ZM153 144H151V145H153ZM6 145L10 146V144H8V143H6ZM116 145H113V147L115 146L116 149H117L118 146H116ZM146 146H148V145H146ZM173 146H175V145H173ZM176 146H177V144H176ZM3 147H5V144H4ZM160 147H162V148L159 149ZM146 148H147L146 150L148 151L149 147H146ZM235 148H234V151H235ZM133 149H135V148H133ZM153 149H155V148H153V146H152V150ZM170 149H172V148H170ZM224 149H226V148H224ZM243 149L245 150V148H243ZM152 150H151V153H149L150 151H148L149 154H145V155L149 156L150 154H153L152 153L153 151H155V153H157L156 149L153 150V151ZM236 150H237V148H236ZM224 151L226 152V150H224ZM239 151H237V153L235 152L238 155H236V154L234 155V153H232V154L234 156H236V157L237 156L239 157V155L241 154L240 155V159H241L243 154L241 152H239ZM245 151L249 152L247 150H245ZM245 151L244 152L242 151V152L245 153ZM140 152H142V151H140ZM146 152H144V153H146ZM128 153H130V152H128ZM220 153H221V150H220ZM131 154H127V155L132 157L134 154L133 155H131ZM0 155L2 157V154H0ZM219 155H216V157L219 156ZM221 155H223V154L221 153ZM233 155H232V158H234ZM101 156L104 157L103 155H101ZM165 156H166V154H165ZM3 157H2V159H3ZM131 157H130V159H131ZM238 157H237V159H238ZM248 157H250V156H248ZM64 158H65V156H64ZM133 158H135V157H133ZM242 158H244V156ZM60 159H58V160L61 161ZM73 159H71V160H73ZM76 159H74V161H76ZM130 159L128 158V160H130ZM219 159H221V157ZM62 160H63V158H62ZM98 160L99 161L103 160V158L102 159H98ZM125 160H127V159H125ZM52 161H53V159H52ZM63 161L65 162V160H63ZM91 161L94 162V160H91ZM133 161H135V160H133ZM203 161L204 160H202L200 162H203ZM217 161L220 163V160H218V158H217ZM217 161H216V163H217ZM130 162H132V161H130ZM133 163H131V165L133 164L135 166L136 161L133 162ZM204 163H205V161L203 162V164ZM206 163H207V161H206ZM69 164L67 165V168L70 167ZM98 164H99V162H98ZM98 164H95V165H98ZM123 164H124V162H123ZM61 165H62V167L65 168V166H63V164H61ZM80 165H81V163H80ZM131 165L129 163V166H131ZM202 165L201 164L198 165V161H197V163H195V166H197V167L198 166H202ZM52 166H50V167L52 168V170H54V168ZM56 166L57 165H55V168H56ZM71 166H73V168H74V165H71ZM126 166H128V165L126 164ZM203 167H206V166H202V167H200V169L202 168V170H203L204 169ZM67 168H65L64 170H67ZM70 168H72V167H70ZM81 168H84V167H81ZM46 169H48V170L45 171V172L43 171V174H41V178L38 176L39 179H42V180L44 179L45 180V178L42 177V176L44 175V173L49 171V167L46 168ZM123 169H125V168H123ZM131 169H132V167H130V169L128 168L127 170L129 172L128 173L125 172V174H122V175L124 176L126 174H129L130 172H133L134 169H133V171H130ZM165 169H167V168H165ZM79 170H80V168H79ZM81 170H80V172H81ZM202 170H199L198 172H200ZM69 171H70V169H69ZM116 171L119 172V169L116 170ZM204 171H205V169H204ZM204 171L202 172L203 174H205ZM52 172H51V170L49 171V173H51V174H52ZM56 172H57V174L60 173V172L64 173L63 171H56ZM120 173H124V172H120ZM131 174L132 173H130L129 175H131ZM53 175H55L54 177H56V178H54V179H56V180L53 179L52 175H49V176L52 177L53 181H59V179L57 178L58 175L56 176L55 173ZM66 175L68 177L67 173H66ZM122 175H121V177H122ZM134 175L137 176L138 174H136V173L132 174L131 175L132 178L134 177ZM164 175L167 176L166 172L164 173ZM45 176H47V175H45ZM131 176H128V178H130ZM146 176H148V175H146ZM64 177H59V178L61 179V178H64ZM121 177L119 179H121V181L123 183H124L125 180H128V179H126L127 177L126 178L125 177L121 178ZM138 177L140 178V174L138 175ZM142 177L144 178V176H142ZM148 177H150V175ZM151 177L154 178L155 181H156V178H155V176H153V174L151 175ZM52 179L51 180L49 179V180L52 181ZM119 179H115V180L117 181ZM123 179H125V180L123 181ZM42 180H40V182ZM137 180H139V179H137ZM144 180L141 183H144L145 182ZM132 181H134V180H132ZM38 182H39V180H38ZM113 182H115V181H112V184H113ZM152 182L154 183V181H152ZM43 183H45V182H41V184H43ZM61 183H63V182H61ZM146 183L148 184L149 182L147 181ZM53 184H54V182H53ZM126 184H127V181H126ZM128 184H130L132 186L131 182L128 183ZM147 184H146V186H147ZM130 185H128L129 188L131 187ZM44 186H46V185H44ZM44 186L42 185V187H44ZM123 186L124 185H121L119 183V185L117 184L115 187L110 188L111 189V192H110L111 196H113L115 198L120 197L122 192L124 190L127 191L126 189L128 188V187L125 188L126 186H124V188H123ZM133 186H134V184H133ZM34 188L38 191V194L34 193L35 192ZM134 188L135 187H133V189ZM153 188H155V185H153ZM240 188L238 189V186H237L238 190H240ZM262 189H263V186H262ZM230 192H232V191H230ZM243 193H244V191H243ZM229 195H232V194H229ZM124 196H126V195L124 194ZM247 196H249V195H247ZM20 197H18V198H20ZM57 197H65V198L64 199L63 198L59 199ZM22 198H20L21 199L20 200L21 203H22V200H23ZM228 198L230 199L231 196L230 197L228 196ZM16 199H17V197H16ZM16 199H14V201ZM24 199L26 201V198H24ZM12 205L10 206L9 209H11ZM85 205H83V206H85ZM35 206L37 207V205H35ZM49 206H47V207H49ZM78 206H80V205H78ZM86 206L88 207V205H86ZM54 207H56V206H54ZM90 207H91V205H90ZM112 207H114V206H112ZM42 209H44V208H42ZM3 210H6V209H3ZM3 210H2V212H5ZM69 210H71V208ZM101 210L103 211L104 209H101ZM111 210H113V209H111ZM46 211L49 212V210H47V209H46ZM120 211L121 210H119L118 212H120ZM50 212H51V210H50ZM67 212L70 213L69 211H67ZM106 212H108V211H106ZM242 212H243V210H242ZM52 213L54 214V212H52ZM41 214H43V213H40V215ZM115 214H116V212H115ZM79 215L80 214H78V216ZM244 215H245V213H244ZM44 217H46V216H44ZM41 218H43V217H41ZM47 218H48V216H47ZM247 218H248V216H247ZM231 219H232V217H231ZM229 223H233V222H229ZM249 223L253 224L254 222L251 221ZM212 225L214 226V224H212ZM41 250H42V248H41ZM131 251H133V250H131ZM3 252H5V251H3ZM22 252H23V249H22ZM119 252L121 253V251H119ZM143 252H147V250L143 251ZM32 253H33V251H32ZM36 253H37V251H36ZM74 253L76 254V251H74ZM54 254L57 255L58 253H54ZM109 254L112 255V253H109ZM150 254H152V253H150ZM53 255H52V257H53ZM135 255L137 256V254H135ZM36 256H37V254H36ZM114 256H115V254H114ZM100 257H102V256H100ZM140 259H141V257H140ZM159 259H161V258H159ZM178 259H180V258H178Z\"/></svg>",
	"mask_w": 264,
	"mask_h": 264
}]
</instances>
